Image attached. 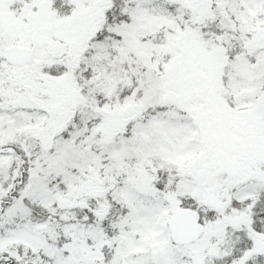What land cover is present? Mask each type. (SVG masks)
Returning a JSON list of instances; mask_svg holds the SVG:
<instances>
[{
	"label": "snow or ice",
	"instance_id": "snow-or-ice-1",
	"mask_svg": "<svg viewBox=\"0 0 264 264\" xmlns=\"http://www.w3.org/2000/svg\"><path fill=\"white\" fill-rule=\"evenodd\" d=\"M0 264H264V0H0Z\"/></svg>",
	"mask_w": 264,
	"mask_h": 264
}]
</instances>
